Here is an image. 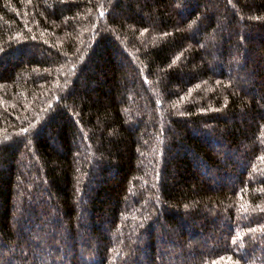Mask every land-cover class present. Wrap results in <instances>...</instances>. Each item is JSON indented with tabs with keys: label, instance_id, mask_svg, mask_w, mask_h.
Segmentation results:
<instances>
[{
	"label": "trees",
	"instance_id": "obj_1",
	"mask_svg": "<svg viewBox=\"0 0 264 264\" xmlns=\"http://www.w3.org/2000/svg\"><path fill=\"white\" fill-rule=\"evenodd\" d=\"M0 264H264V0H0Z\"/></svg>",
	"mask_w": 264,
	"mask_h": 264
}]
</instances>
